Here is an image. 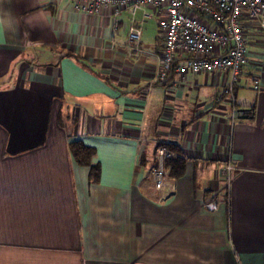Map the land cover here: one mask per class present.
Wrapping results in <instances>:
<instances>
[{
    "label": "crops",
    "instance_id": "obj_1",
    "mask_svg": "<svg viewBox=\"0 0 264 264\" xmlns=\"http://www.w3.org/2000/svg\"><path fill=\"white\" fill-rule=\"evenodd\" d=\"M0 16V264H264L256 21L243 22L249 61L229 92L228 72L159 79L163 41L141 10L115 27L109 6L0 0ZM75 140L91 147L96 181ZM160 143L185 160L164 196L151 175Z\"/></svg>",
    "mask_w": 264,
    "mask_h": 264
},
{
    "label": "built area",
    "instance_id": "obj_2",
    "mask_svg": "<svg viewBox=\"0 0 264 264\" xmlns=\"http://www.w3.org/2000/svg\"><path fill=\"white\" fill-rule=\"evenodd\" d=\"M70 4L78 12L93 14L111 7L115 27L122 11L133 17L141 10L142 20L155 17L163 41L158 78L163 79L171 69L180 76L188 72H228L229 92L249 61L243 22L256 21L264 29V0H70ZM142 20L133 21L128 29L130 44L140 42ZM155 156L152 182L164 196L172 192L175 179L166 162L182 155L160 143ZM222 164L219 174L228 183L233 164L228 160ZM207 206L215 207L216 203Z\"/></svg>",
    "mask_w": 264,
    "mask_h": 264
},
{
    "label": "trees",
    "instance_id": "obj_3",
    "mask_svg": "<svg viewBox=\"0 0 264 264\" xmlns=\"http://www.w3.org/2000/svg\"><path fill=\"white\" fill-rule=\"evenodd\" d=\"M69 147L79 164L91 166L89 171L90 179L96 181L98 178V170L90 164V156L92 155L91 147L86 146L80 140L70 142ZM184 161L183 157L167 161L166 167L169 174L173 177L180 175L184 169Z\"/></svg>",
    "mask_w": 264,
    "mask_h": 264
},
{
    "label": "clouds",
    "instance_id": "obj_4",
    "mask_svg": "<svg viewBox=\"0 0 264 264\" xmlns=\"http://www.w3.org/2000/svg\"><path fill=\"white\" fill-rule=\"evenodd\" d=\"M4 27H5L4 17L3 16H0V29H3Z\"/></svg>",
    "mask_w": 264,
    "mask_h": 264
},
{
    "label": "rangeland",
    "instance_id": "obj_5",
    "mask_svg": "<svg viewBox=\"0 0 264 264\" xmlns=\"http://www.w3.org/2000/svg\"><path fill=\"white\" fill-rule=\"evenodd\" d=\"M154 22H155V20L154 19H152ZM148 23H149V21H148ZM239 79H240V77H239Z\"/></svg>",
    "mask_w": 264,
    "mask_h": 264
},
{
    "label": "water",
    "instance_id": "obj_6",
    "mask_svg": "<svg viewBox=\"0 0 264 264\" xmlns=\"http://www.w3.org/2000/svg\"><path fill=\"white\" fill-rule=\"evenodd\" d=\"M241 117H246L245 115L241 116Z\"/></svg>",
    "mask_w": 264,
    "mask_h": 264
}]
</instances>
